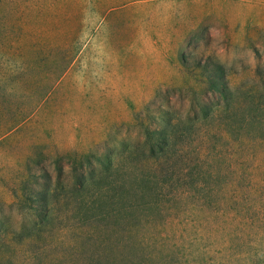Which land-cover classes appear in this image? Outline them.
Here are the masks:
<instances>
[{"label": "rangeland", "instance_id": "rangeland-1", "mask_svg": "<svg viewBox=\"0 0 264 264\" xmlns=\"http://www.w3.org/2000/svg\"><path fill=\"white\" fill-rule=\"evenodd\" d=\"M109 53L116 94L61 91ZM0 264H264V0H0Z\"/></svg>", "mask_w": 264, "mask_h": 264}, {"label": "trees", "instance_id": "trees-1", "mask_svg": "<svg viewBox=\"0 0 264 264\" xmlns=\"http://www.w3.org/2000/svg\"><path fill=\"white\" fill-rule=\"evenodd\" d=\"M216 70H218L219 76H217L218 79H214L210 81V87L212 90L218 92L219 96L223 99L228 98V91L223 85V82L221 81L220 77V70L219 67L216 66ZM164 117V116H163ZM169 122V121H168ZM175 135L172 133V129L169 128V125L167 127H163L162 129L158 130H149L147 129L145 132V139L141 145L138 146L137 150H140L142 152H147V156L145 157L146 165L150 167L153 171H157L160 168V161L165 154L170 150H173L176 147V143L173 140ZM124 149L129 155H134L136 151L134 152L132 150V147H124ZM151 161V162H149ZM116 171H119L116 166ZM132 173H135L132 171ZM184 174V173H183ZM175 176V177H174ZM180 176V175H179ZM179 176H176L175 173L173 175H169L166 179L162 180V182H177L179 189V192H183L185 188L192 189L197 188L200 186V184L204 183L205 185L208 184L209 180L211 179V173L210 172H202V171H190L185 174L184 177H187V181L183 180V177L180 178ZM145 177L144 182L151 184L152 186L147 188L146 190H140L142 191L140 194L143 196L144 194L149 195L150 197H153V201L151 202V205L153 204L155 207H157V204L160 202V191L158 189H161L159 187V181L156 177H152L151 175L143 176ZM181 179V181H180ZM124 182L123 178L121 180H116V224H120L122 219H126L127 217H133L134 212L136 210H146L149 209L148 204L145 203H130L128 201H124ZM204 188V187H203ZM149 190L147 193L146 191ZM139 191V192H140ZM160 196V197H159ZM160 199V200H159ZM121 221V222H120ZM117 236V233H116ZM131 236L128 235V239ZM117 238V237H116Z\"/></svg>", "mask_w": 264, "mask_h": 264}, {"label": "crops", "instance_id": "crops-1", "mask_svg": "<svg viewBox=\"0 0 264 264\" xmlns=\"http://www.w3.org/2000/svg\"><path fill=\"white\" fill-rule=\"evenodd\" d=\"M104 49L110 46L104 45ZM74 63L69 66L72 68ZM96 73L72 75L69 70L62 81L65 93L72 94H116V54H106L97 62ZM65 83V84H64ZM60 86V85H59Z\"/></svg>", "mask_w": 264, "mask_h": 264}]
</instances>
